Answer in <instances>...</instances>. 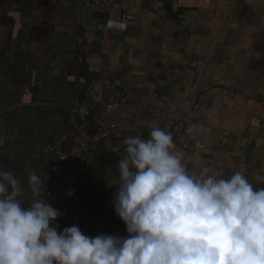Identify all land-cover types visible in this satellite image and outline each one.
<instances>
[{
	"label": "crops",
	"instance_id": "crops-1",
	"mask_svg": "<svg viewBox=\"0 0 264 264\" xmlns=\"http://www.w3.org/2000/svg\"><path fill=\"white\" fill-rule=\"evenodd\" d=\"M105 83L137 103L122 116L123 145L153 128L174 139L200 99L206 124L189 148L174 144L187 170L224 179L239 171L264 188V0H118L107 13L83 0H0V170L14 173L25 207L43 200L55 161L43 147L70 145L69 108L77 99L97 110ZM97 125L90 113L85 132ZM124 155L95 144L63 226L84 220L100 235L128 236L114 210Z\"/></svg>",
	"mask_w": 264,
	"mask_h": 264
},
{
	"label": "clouds",
	"instance_id": "clouds-1",
	"mask_svg": "<svg viewBox=\"0 0 264 264\" xmlns=\"http://www.w3.org/2000/svg\"><path fill=\"white\" fill-rule=\"evenodd\" d=\"M123 143L114 210L126 238L60 231L63 213L44 200L25 207L14 173L0 170V264H264V188L239 171L228 179L189 172L160 128ZM28 180L38 194L39 176Z\"/></svg>",
	"mask_w": 264,
	"mask_h": 264
},
{
	"label": "built area",
	"instance_id": "built-area-1",
	"mask_svg": "<svg viewBox=\"0 0 264 264\" xmlns=\"http://www.w3.org/2000/svg\"><path fill=\"white\" fill-rule=\"evenodd\" d=\"M83 5L101 13H107L117 7L118 0H83ZM114 87L113 83L103 85L97 115L99 124L95 131L85 132V125L92 106L76 99L68 113L75 121L77 129L70 145L63 149L57 148L54 144H47L43 147L44 153L49 154L55 160L51 166L48 181L45 183L43 200L61 213L67 206L80 203L78 184L86 166L87 154L96 143L104 152L125 154L126 145L121 142L123 136L122 116L135 111L137 103L114 95ZM206 119L207 111L202 101L195 99L189 112L180 118L173 139L174 144L181 149L189 148L193 134L206 124ZM189 128H192L191 132L188 131ZM69 192H72V195L69 196ZM55 224L59 225L60 231L65 228L60 222V217ZM78 227L87 236L100 235L84 220L79 223Z\"/></svg>",
	"mask_w": 264,
	"mask_h": 264
},
{
	"label": "trees",
	"instance_id": "trees-1",
	"mask_svg": "<svg viewBox=\"0 0 264 264\" xmlns=\"http://www.w3.org/2000/svg\"><path fill=\"white\" fill-rule=\"evenodd\" d=\"M91 114L93 115V116H95V117H97V122H98V124H99V117L97 116L98 115V109L97 110H92L91 109ZM89 118V117H88ZM87 121H88V119H87ZM98 126V125H97ZM93 131H95V130H93Z\"/></svg>",
	"mask_w": 264,
	"mask_h": 264
}]
</instances>
